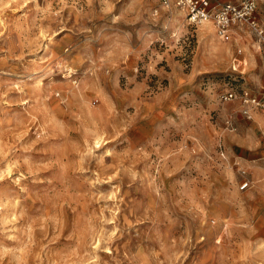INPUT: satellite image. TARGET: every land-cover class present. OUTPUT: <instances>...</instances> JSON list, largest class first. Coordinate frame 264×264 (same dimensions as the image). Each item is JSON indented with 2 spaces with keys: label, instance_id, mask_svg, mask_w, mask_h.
<instances>
[{
  "label": "rangeland",
  "instance_id": "obj_1",
  "mask_svg": "<svg viewBox=\"0 0 264 264\" xmlns=\"http://www.w3.org/2000/svg\"><path fill=\"white\" fill-rule=\"evenodd\" d=\"M209 24L0 0V264H264V111L220 98L264 62Z\"/></svg>",
  "mask_w": 264,
  "mask_h": 264
},
{
  "label": "built area",
  "instance_id": "obj_2",
  "mask_svg": "<svg viewBox=\"0 0 264 264\" xmlns=\"http://www.w3.org/2000/svg\"><path fill=\"white\" fill-rule=\"evenodd\" d=\"M260 0H163L166 7L176 6L183 10L192 25L202 24L211 19L217 35L224 41H234L237 32L246 29L252 40L258 46L264 62V14L259 10ZM264 1V0H262ZM242 48L237 47L233 57V69L238 71L243 64ZM243 77L242 74H240ZM222 101H233L241 98L244 104V113L250 116L252 109L264 111V91L254 94L242 89L238 92L234 86L222 93ZM245 182L242 188H247Z\"/></svg>",
  "mask_w": 264,
  "mask_h": 264
},
{
  "label": "crops",
  "instance_id": "obj_3",
  "mask_svg": "<svg viewBox=\"0 0 264 264\" xmlns=\"http://www.w3.org/2000/svg\"><path fill=\"white\" fill-rule=\"evenodd\" d=\"M259 10H260V12L261 13H263L264 14V1H262V0H260L259 1ZM215 28V27H214ZM216 32V31H215ZM234 42H235V44H236V48L239 46V47H241V45L240 44H242L243 46L245 45V46H247L248 47V49H249V54L248 55H250L249 56V58H252L253 57V55H252V52H250V50H252V46L254 45V41L252 40V38H251V35L249 34V32L244 28V29H241V30H239L238 32H237V34H236V36H235V38H234ZM245 46H244V48H245ZM256 47L258 48V46L256 45ZM243 48V49H244ZM245 51V50H244ZM236 53V52H235ZM235 53L233 54V57H234V55H235ZM241 58L243 59V64L242 65H244L245 66V57H244V55L242 54L241 55ZM262 59V58H261ZM234 64V63H233ZM242 65H241V67H242ZM240 67V68H241ZM254 129V128H253ZM252 129V130H253ZM254 131V130H253ZM242 145H244V146H246V144H242Z\"/></svg>",
  "mask_w": 264,
  "mask_h": 264
},
{
  "label": "bare ground",
  "instance_id": "obj_4",
  "mask_svg": "<svg viewBox=\"0 0 264 264\" xmlns=\"http://www.w3.org/2000/svg\"><path fill=\"white\" fill-rule=\"evenodd\" d=\"M180 15H184V14L181 12ZM210 22H212V20L208 19V20L204 21L203 23H204V27H205L204 30L211 35L213 33V29H212V26L209 24Z\"/></svg>",
  "mask_w": 264,
  "mask_h": 264
}]
</instances>
